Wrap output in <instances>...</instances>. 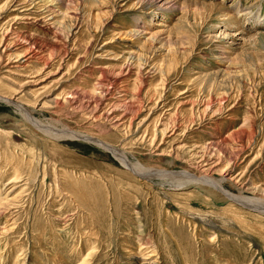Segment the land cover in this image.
Instances as JSON below:
<instances>
[{"label":"rangeland","instance_id":"374dc122","mask_svg":"<svg viewBox=\"0 0 264 264\" xmlns=\"http://www.w3.org/2000/svg\"><path fill=\"white\" fill-rule=\"evenodd\" d=\"M41 1L0 0V264H264V211L109 151L264 202V0ZM237 4L260 15L245 34L221 24ZM24 106L109 150L46 137Z\"/></svg>","mask_w":264,"mask_h":264},{"label":"bare ground","instance_id":"6f19581e","mask_svg":"<svg viewBox=\"0 0 264 264\" xmlns=\"http://www.w3.org/2000/svg\"><path fill=\"white\" fill-rule=\"evenodd\" d=\"M19 1L20 0H18V2ZM55 2H56V0H42L41 1V3L44 4L43 7L46 8V9L44 8L45 10L50 9L49 8L50 6H48V5L55 4ZM32 3H31V7H32ZM147 3H148V5L151 8L152 13H154V12L156 13L157 11H164V13H165L164 15H166L168 12L172 13V12H176L177 10L179 11V10L182 9V4H181L180 0H148ZM17 4H19V3H17ZM190 4H191V2H190ZM29 6H30V4H29ZM220 6H221V4H220ZM235 7H236V9H235L236 10V15L232 14L231 12H225V11H224L223 15L221 14V16H223L224 19H225V20H223L221 22V24L224 26V28H227V29L234 28L235 32H237V33L242 32V34H245L246 32L243 33L245 30L243 31L242 26L244 24H242V22L244 21L245 23H250V19H252V18L256 19L257 20L256 22H258L260 20V15H259V13H254L249 8H243L239 4H237V6H235ZM57 8H58V6H57ZM204 8H205V6H204ZM213 9H215V8H213ZM21 10H22V8H21ZM21 10L19 9V10L14 11V12L18 13L16 15L13 14L16 17V21L25 20V19H32V18H30L32 16H30V14H28V12L31 13L30 11L24 10L22 12H19ZM54 10L55 9H50L49 10L52 15L55 14ZM218 14H219V12H218ZM250 15H253V17H249ZM164 17H166V16H164ZM33 18H36L34 14H33ZM59 18H61V17H59ZM34 22H35V20H34ZM19 23H20V21H19ZM228 24H230V26H228ZM139 25H140V23H138V24H136V26H134V28L136 30L135 34H137L136 35L137 37L140 36L138 34H143L142 33L143 29L141 28V25L140 26ZM223 34H225V32ZM244 36H246V35H244ZM250 36L251 35H249L248 38L252 37V36L251 37ZM8 40H12L10 38V34L5 35L3 40H2V42H1L0 49L3 48L2 49L3 53H6L7 51H10L14 47V46L12 47V44H6ZM138 47H139V45H138ZM227 52L228 51H226V53L224 55H227ZM229 54L231 55L230 52H229ZM30 59L31 58H27L26 61H25L26 62L25 64H28ZM0 102L4 103L5 105H11V106L14 103L11 100H8V99H6L4 97H0ZM16 109L21 111V112L23 111L22 113H23L24 117L27 120L31 119V124L36 130H38L43 135H46V137H49V138H51L53 140L58 141V140H61V139H71V140L72 139H81L83 141H86V142H89V143H91L93 145H96V146L100 147V149L102 148L103 150H109V148H110V146L106 147V145H108V144L103 143L102 141H99V140H97L95 138L89 137L86 134L72 131V130L66 128V127L65 128L62 127V130H58L57 132H49V131H47V129H45L44 126H47V127L48 126H52L50 122L42 121V120H39V119H34L35 118L34 114L35 113H37V114L40 113V110H38L37 108H27L26 106H24V108L18 107ZM24 112H26L28 115L24 114ZM109 151L121 163V165H123V166H125L127 168H130L131 172H133L135 175H137L140 179H142L144 181L152 182L151 180L154 178V177L152 178V176L158 175L160 177H163L164 179H171V181H174V183H177L176 187H178V188L179 187H185V186H188V185H193V184H195L197 186L209 185L212 189H216L217 191L221 192V194H223L227 199H229L234 204L235 203H239V204H241V206L243 205V207H246L247 209L264 211V202H262V200L257 199V198L249 199L248 197H244V195H235V194L231 193L230 191H228L225 188V182L228 179L224 175L220 176L219 178H213L212 176H210V174L209 175L205 174V175H203L201 177H198L197 175L192 174V173H188V172L170 173V172H167V171H157L155 169L145 168L139 162H132L130 160V158L124 152H122L119 149L111 147ZM229 181H231V180H229Z\"/></svg>","mask_w":264,"mask_h":264}]
</instances>
